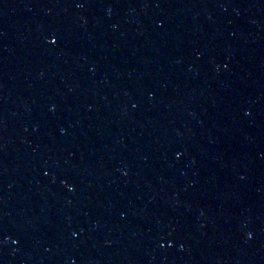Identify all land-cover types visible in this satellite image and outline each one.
<instances>
[{
	"label": "water",
	"instance_id": "1",
	"mask_svg": "<svg viewBox=\"0 0 264 264\" xmlns=\"http://www.w3.org/2000/svg\"><path fill=\"white\" fill-rule=\"evenodd\" d=\"M0 264H264V0H0Z\"/></svg>",
	"mask_w": 264,
	"mask_h": 264
},
{
	"label": "snow or ice",
	"instance_id": "2",
	"mask_svg": "<svg viewBox=\"0 0 264 264\" xmlns=\"http://www.w3.org/2000/svg\"><path fill=\"white\" fill-rule=\"evenodd\" d=\"M79 6H82V5H79ZM51 42L52 43H55L56 41H55V38H53L52 40H51Z\"/></svg>",
	"mask_w": 264,
	"mask_h": 264
}]
</instances>
